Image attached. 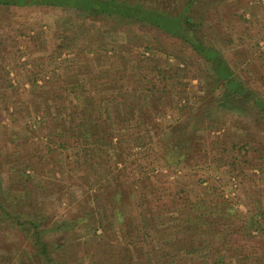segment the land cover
<instances>
[{
  "label": "rangeland",
  "instance_id": "obj_1",
  "mask_svg": "<svg viewBox=\"0 0 264 264\" xmlns=\"http://www.w3.org/2000/svg\"><path fill=\"white\" fill-rule=\"evenodd\" d=\"M138 1L173 14L183 3ZM196 9L203 20L195 35L216 47L233 74L264 98V0H204ZM82 15L71 8L38 4L0 6V177L25 197L30 206L25 211L48 213L49 225L61 218L72 221L68 241L61 231L53 235L54 257L67 264H99L101 258L125 264L118 261L126 254L134 262L147 258L150 264H161L152 251L156 247L167 251L163 260L168 261L162 264H264V115L249 104L243 111L227 102L233 99L241 105L240 97L221 99L222 81L215 83L203 58L182 56L177 38L150 26L113 18L102 23ZM142 53L169 57L165 75L172 76L167 113L152 99L154 107L147 116L160 129L167 127L164 133L169 137L176 131L183 142L191 141L182 163L168 165L157 152L161 145L136 148L130 141L132 130L122 129L125 133L117 136L111 159L114 174L122 178L124 192L118 194L113 183L99 188L85 183L79 174L92 176L91 170H78L70 151L48 142L46 127L53 124L56 108L66 104L60 98L45 103L41 93H60L81 76L93 77L101 62L117 70L127 65L126 73L144 71ZM177 65L183 72L175 76ZM166 136L161 135L165 142ZM214 141H220L218 148ZM242 144L250 148L240 150ZM137 166L147 171L142 180L134 171ZM152 167L155 176L148 172ZM138 193H146L150 204L141 205ZM202 194L211 201L223 197L232 202L237 216L221 222L231 226L233 234L222 242L217 238L209 247L187 243L179 252L182 246L169 240L173 232L164 229L172 218L185 215L184 204ZM115 203L123 211L120 224L118 209L112 213L108 206ZM94 229L101 235L98 242L91 238ZM56 242L62 247L53 249ZM26 244L31 249L28 239L0 229V264H19L17 247ZM226 248L233 256H225ZM240 251L249 253L244 261L235 258Z\"/></svg>",
  "mask_w": 264,
  "mask_h": 264
},
{
  "label": "trees",
  "instance_id": "obj_2",
  "mask_svg": "<svg viewBox=\"0 0 264 264\" xmlns=\"http://www.w3.org/2000/svg\"><path fill=\"white\" fill-rule=\"evenodd\" d=\"M182 2L180 10L174 14L166 9L141 4L138 0H0V6L38 4L71 8L81 12L83 17L96 22H105L104 20L113 18L137 27H154L177 38L178 45H181L177 48L185 58L193 53L209 63V68L214 72L215 83L222 81L224 85L221 99L240 97L244 101L241 105L235 104L233 99L227 102L233 108L243 111L244 107L247 109L249 104L258 113L264 115V98L259 92L246 87L242 79L233 74L227 60L216 47L207 45L195 35L202 27L203 20L196 8L203 6L204 0H183ZM171 23L172 26H169ZM187 29H191L193 32L187 34ZM145 49L149 48L145 47ZM129 54L132 55L130 51ZM142 55L144 71L126 73L127 65H123L122 70H117L112 69L109 64L101 62L100 65H97L98 69L94 71L93 77L81 76L76 85L71 84L69 87L61 89L60 93H51L50 89L42 90L41 93L45 103L49 98L52 101L54 98H60L66 104L57 107L54 111L53 124L47 123L45 134L48 142H53L59 150L70 151V155L74 158L72 164L78 170L81 168L91 170L92 176H89L88 173L79 174L85 183L97 184L98 188L104 183H113L118 194L124 190L120 184L122 178L117 172L114 174L116 167L111 159L112 153L117 150L118 142L115 141L118 140L117 136L125 133L122 129L132 130L131 138H129L136 148L161 145V153L156 151L161 155L163 162L168 165L178 166L182 163L191 141L183 142L177 137L176 131L169 137V134L164 133L167 127L160 129L155 124V119L147 116V111H151L154 107L153 103L151 104L152 99L157 103L158 110H161L163 114L167 113L166 108H169L171 93L169 78L172 76L165 75L169 70V57L145 56L144 53ZM96 59V61L99 60ZM178 71L183 72V68L177 65L174 67L175 76ZM100 79L102 80L100 81ZM162 134L167 135L165 137L167 142L161 137ZM121 137L128 140V136L122 135ZM212 143L214 148L220 146V141ZM239 148L243 150L250 147L247 144H242L239 145ZM35 168L31 167L39 172ZM141 169L137 166V169L134 170L138 180H142L147 172ZM154 170L155 168L152 167L148 172L154 173ZM152 175L155 176V173ZM15 192L10 190L0 177V229L21 235L31 243V249L28 244L17 247V250H20L16 257L19 264H67L54 257L50 242L53 240V235L56 236L60 231L65 234V238L67 237L64 238L65 242L68 241L72 237L69 231L72 221H64L66 218H61L52 221L49 225L46 220L48 213L39 212L36 214L34 210L25 211V206H30L25 203V197L20 198ZM21 192L18 191V194ZM138 197L141 205L150 204L151 199H148L146 193L143 195L138 193ZM158 199L159 197L154 201ZM108 206L112 213L116 208L118 209L116 220L119 224L123 223V211L119 209L120 203ZM184 206L187 210L185 215L177 216L176 219L172 218L169 227L164 229L174 234L169 233V240L182 246L177 251H183L185 244L194 242L209 247L214 245L217 238L222 242L224 236L227 238L233 234L231 226L221 222V219L231 221L238 214L231 201L227 202L221 197L218 202H215L202 194L184 204L182 208ZM149 224L152 226V223ZM100 236L94 229L91 238L98 242ZM61 247L62 244L56 242L53 249ZM123 248L126 250L125 247ZM123 248L121 247V250ZM229 250L230 248L225 249V256L231 257L234 253L233 251L230 253ZM152 251L156 258L162 260L161 264L168 261L163 260L167 256V251L161 252V249H156V247H153ZM248 254L245 251H240L235 258L239 257L238 260L244 261ZM107 260L101 258L99 264L114 263H108ZM111 260L113 261V257ZM118 262L150 264L147 258L142 262H134L133 258L126 254H122V260Z\"/></svg>",
  "mask_w": 264,
  "mask_h": 264
}]
</instances>
